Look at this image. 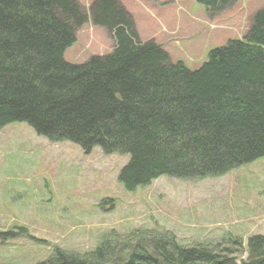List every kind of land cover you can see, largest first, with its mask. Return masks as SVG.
<instances>
[{"label": "trees", "instance_id": "trees-1", "mask_svg": "<svg viewBox=\"0 0 264 264\" xmlns=\"http://www.w3.org/2000/svg\"><path fill=\"white\" fill-rule=\"evenodd\" d=\"M197 1L216 12L237 0ZM89 15L114 47L72 63L65 52L88 18L77 0H0V131L25 122L85 153L128 154L119 175L128 190L161 176H221L264 157V8L243 38L213 48L196 69L142 40L120 0H95ZM244 252L241 264H264V235L246 247L232 235L186 246L172 232L112 231L84 255L56 248L47 262L239 264Z\"/></svg>", "mask_w": 264, "mask_h": 264}, {"label": "rangeland", "instance_id": "rangeland-1", "mask_svg": "<svg viewBox=\"0 0 264 264\" xmlns=\"http://www.w3.org/2000/svg\"><path fill=\"white\" fill-rule=\"evenodd\" d=\"M87 22L64 55L82 63L110 53L115 41L93 25L95 0H77ZM132 15L142 40L154 39L172 61L190 69L209 52L241 39L264 0H237L211 11L197 0H120ZM128 154L89 153L71 141L52 142L25 122L0 131V264H52L56 248L84 255L112 231L172 232L182 245L210 244L230 235L246 247L264 235V157L221 176L180 180L161 176L128 190L119 180ZM14 238L6 239L3 233ZM244 252L241 259H247Z\"/></svg>", "mask_w": 264, "mask_h": 264}, {"label": "crops", "instance_id": "crops-1", "mask_svg": "<svg viewBox=\"0 0 264 264\" xmlns=\"http://www.w3.org/2000/svg\"><path fill=\"white\" fill-rule=\"evenodd\" d=\"M162 44V43H161ZM167 50V49H166ZM168 51V50H167Z\"/></svg>", "mask_w": 264, "mask_h": 264}]
</instances>
